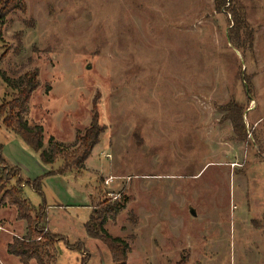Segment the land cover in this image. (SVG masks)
<instances>
[{"label": "rangeland", "instance_id": "rangeland-1", "mask_svg": "<svg viewBox=\"0 0 264 264\" xmlns=\"http://www.w3.org/2000/svg\"><path fill=\"white\" fill-rule=\"evenodd\" d=\"M19 1L25 9L0 22V69L15 82L38 69L26 116L44 127V147L51 135L73 144L94 103L104 129L81 174L44 178L48 222L37 220L40 194L24 186L29 226L7 194L15 180L2 184L0 264H24L8 245L43 226L37 239L52 234L41 249L46 264H113L85 223L116 200L123 206L105 228L129 241L127 264L182 256L185 264H264V0L234 1L252 29V51L231 42V15L215 0ZM16 94L0 78V104ZM230 102L243 108V136ZM14 137L0 118L7 160L26 178L43 175L47 164L23 154ZM64 163L61 155L49 167ZM77 241L83 251L66 245Z\"/></svg>", "mask_w": 264, "mask_h": 264}, {"label": "trees", "instance_id": "trees-1", "mask_svg": "<svg viewBox=\"0 0 264 264\" xmlns=\"http://www.w3.org/2000/svg\"><path fill=\"white\" fill-rule=\"evenodd\" d=\"M235 0H215V9L218 12H225L231 15L232 25L229 29V38L234 45L243 51L253 50L254 36L252 29L248 26L244 11L238 9ZM21 8L25 9L24 4L19 0H0V22L4 20L5 13L9 10ZM2 57L0 56V63ZM39 71L34 69L28 71L16 82L13 81L6 73L0 69V78L9 86L17 90V94L9 101H3L0 104V118L3 124L12 130L14 134L34 153L38 154L40 160L44 164L52 165L59 156L63 155L65 163L57 169L51 170L34 179L26 178L22 169L17 165H12L4 156V144L0 142V188L2 184L15 180V185L11 187L7 194L10 203L17 207L20 217L29 221L32 224L27 199L24 198V186H30L43 198L42 203L38 206V222H48L47 203L44 198L43 180L47 176L66 175L69 170L75 168L78 175L85 168V162L91 155L93 148L100 141V135L103 132V127L99 124V114L97 104L94 103L93 116L90 125L83 133H79L76 141L71 145H65L62 142L55 140L51 135L49 137L48 148L44 147V127L41 124H31L27 119L29 112V101L33 92L39 87L40 80L38 78ZM229 118L232 120L234 131L239 136L244 135V124L242 122L243 108L236 103H228L226 106ZM242 138V137H241ZM73 147L69 152L65 149ZM11 164V165H10ZM123 204L119 201H113L106 204L102 210L97 208L90 215L85 223L87 234L92 238L100 239L108 247L113 264H127L131 246L127 239L121 236L111 234L105 224L110 218H114ZM36 222V223H38ZM44 227V226H43ZM43 227L40 230L30 227L28 235L23 238H17L8 245V252L15 254L21 258L24 264H28L30 259L36 258L39 264H46L42 258L41 249L51 245L52 234L45 232L42 238L37 239L39 234L43 232ZM44 239V240H41ZM81 241L77 244L66 243L70 249L79 251L84 250V245ZM87 258L82 260V264H86ZM187 259L182 256L175 264H185Z\"/></svg>", "mask_w": 264, "mask_h": 264}, {"label": "crops", "instance_id": "crops-1", "mask_svg": "<svg viewBox=\"0 0 264 264\" xmlns=\"http://www.w3.org/2000/svg\"><path fill=\"white\" fill-rule=\"evenodd\" d=\"M11 143H12V145H14V146H18L20 149H21V151H22V153L23 154H25V155H27V157H32L33 159H36V157H38V156H36V154H34L22 141H21V139L19 138V137H17L16 135H15V137L14 138H12V141H11ZM48 148V147H47ZM5 152L7 153L8 151H7V145L5 146ZM8 155H10L9 153H8ZM31 155V156H30ZM16 158H14V160H15ZM18 161H17V163L19 164V165H21V166H23V167H25V165H26V168H29L28 166V163L27 162H25L23 159H17ZM38 162V161H37ZM13 164V163H12ZM49 166H51L50 164H47V166L46 167H44L43 168V170H44V173L43 174H45V173H47V172H49V171H51L52 170V168L51 167H49ZM68 173H73V172H71V171H69ZM52 176H56V175H52ZM52 176H50V177H52ZM50 177H48V178H50ZM91 188H90V192H89V194H90V196H92L93 195V187L92 186H90ZM71 192H75V193H77L76 191H71ZM78 194H80L81 196H84V200L86 201L85 202V205L86 206H88L89 207V201H90V199H88L87 197H85V195H86V193H83V192H80V193H78ZM87 196V195H86ZM91 198V197H90Z\"/></svg>", "mask_w": 264, "mask_h": 264}, {"label": "built area", "instance_id": "built-area-1", "mask_svg": "<svg viewBox=\"0 0 264 264\" xmlns=\"http://www.w3.org/2000/svg\"><path fill=\"white\" fill-rule=\"evenodd\" d=\"M111 181H112V178H107V179L105 180V183H106V184H109Z\"/></svg>", "mask_w": 264, "mask_h": 264}]
</instances>
